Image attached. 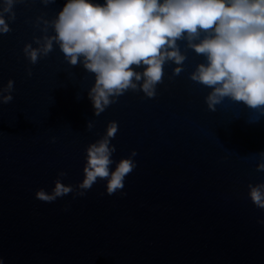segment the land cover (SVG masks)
<instances>
[{"label": "water", "instance_id": "1", "mask_svg": "<svg viewBox=\"0 0 264 264\" xmlns=\"http://www.w3.org/2000/svg\"><path fill=\"white\" fill-rule=\"evenodd\" d=\"M64 3L16 0L0 33V88L14 81L13 99L0 101L3 264H264V208L248 195L264 181V114L227 96L209 109L210 86L190 77L204 55L187 39L177 41L182 71L166 61L154 96L142 78L95 114L94 73L70 64L56 41L35 63L23 51L53 34ZM110 120L113 160L136 150L123 187L109 194L98 177L84 195L37 198L60 170L63 183L83 178L85 149Z\"/></svg>", "mask_w": 264, "mask_h": 264}, {"label": "clouds", "instance_id": "2", "mask_svg": "<svg viewBox=\"0 0 264 264\" xmlns=\"http://www.w3.org/2000/svg\"><path fill=\"white\" fill-rule=\"evenodd\" d=\"M0 2V33H4L10 31L7 21L15 18L12 6L16 0ZM42 2L48 4L49 0ZM51 24L53 34L45 36L43 43L38 39V47L25 43L24 54L35 63L56 41L70 64L82 63L94 73L88 95L95 114L124 90L137 88L142 78L140 87L149 97L154 96L162 65L168 60L175 62L174 72L180 73L185 55L177 44L179 39H187L195 52L204 55L190 77L210 86L205 97L209 109L214 110L227 96L264 114V0H65ZM13 84L9 78L0 88V101L13 99ZM87 127H92L90 120ZM117 128V121L110 120L104 134L87 145L80 181L63 183L59 177L66 173L60 170L51 190L40 187L35 196L53 201L70 191L84 195L98 177L106 178L109 194L122 188L125 175L136 165L132 158L136 150L113 160L115 145L110 138ZM260 154L264 156V150ZM113 163L115 167L110 169ZM257 167L264 169V159ZM248 195L264 208V181L249 183Z\"/></svg>", "mask_w": 264, "mask_h": 264}]
</instances>
